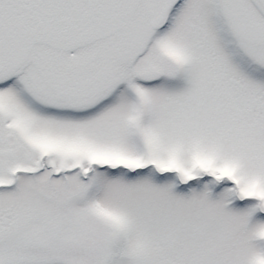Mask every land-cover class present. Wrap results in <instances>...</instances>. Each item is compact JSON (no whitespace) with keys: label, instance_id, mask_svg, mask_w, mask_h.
<instances>
[{"label":"snow or ice","instance_id":"1","mask_svg":"<svg viewBox=\"0 0 264 264\" xmlns=\"http://www.w3.org/2000/svg\"><path fill=\"white\" fill-rule=\"evenodd\" d=\"M0 264H264V0H0Z\"/></svg>","mask_w":264,"mask_h":264}]
</instances>
